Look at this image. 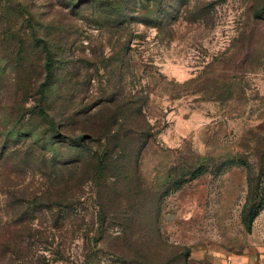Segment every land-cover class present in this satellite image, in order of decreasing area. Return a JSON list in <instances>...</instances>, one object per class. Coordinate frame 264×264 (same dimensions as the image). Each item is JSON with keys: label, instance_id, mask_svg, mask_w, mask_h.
<instances>
[{"label": "rangeland", "instance_id": "374dc122", "mask_svg": "<svg viewBox=\"0 0 264 264\" xmlns=\"http://www.w3.org/2000/svg\"><path fill=\"white\" fill-rule=\"evenodd\" d=\"M263 188L264 0H0V264H264Z\"/></svg>", "mask_w": 264, "mask_h": 264}, {"label": "trees", "instance_id": "16d2710c", "mask_svg": "<svg viewBox=\"0 0 264 264\" xmlns=\"http://www.w3.org/2000/svg\"><path fill=\"white\" fill-rule=\"evenodd\" d=\"M43 48L48 52V54L50 55L51 51L49 49V46L47 45V43H43ZM47 72L49 74H51V62L50 59L47 62ZM264 210V188L262 191V196L261 199L259 201L258 204H255L254 206L250 207V209L248 210L247 208L243 211V216H242V221L245 224V227L247 229V231L249 233L252 232V227H253V223L254 220L258 217V215L260 214L261 211Z\"/></svg>", "mask_w": 264, "mask_h": 264}]
</instances>
